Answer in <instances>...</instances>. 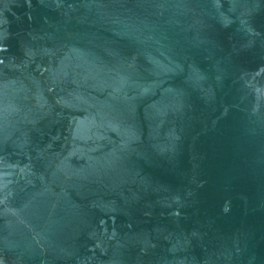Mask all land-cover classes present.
Wrapping results in <instances>:
<instances>
[{"label": "water", "instance_id": "95a60500", "mask_svg": "<svg viewBox=\"0 0 264 264\" xmlns=\"http://www.w3.org/2000/svg\"><path fill=\"white\" fill-rule=\"evenodd\" d=\"M0 264H264V0H0Z\"/></svg>", "mask_w": 264, "mask_h": 264}]
</instances>
